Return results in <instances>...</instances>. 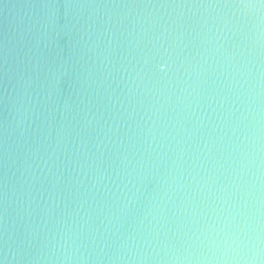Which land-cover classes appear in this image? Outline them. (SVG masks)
Masks as SVG:
<instances>
[{
	"label": "water",
	"instance_id": "95a60500",
	"mask_svg": "<svg viewBox=\"0 0 264 264\" xmlns=\"http://www.w3.org/2000/svg\"><path fill=\"white\" fill-rule=\"evenodd\" d=\"M262 5L0 0V264H264Z\"/></svg>",
	"mask_w": 264,
	"mask_h": 264
},
{
	"label": "clouds",
	"instance_id": "9594fccd",
	"mask_svg": "<svg viewBox=\"0 0 264 264\" xmlns=\"http://www.w3.org/2000/svg\"><path fill=\"white\" fill-rule=\"evenodd\" d=\"M245 6L248 7V8H253V7H254V6L251 5V4H246ZM262 6H264V5H262Z\"/></svg>",
	"mask_w": 264,
	"mask_h": 264
}]
</instances>
